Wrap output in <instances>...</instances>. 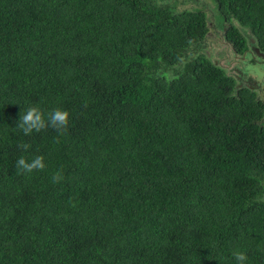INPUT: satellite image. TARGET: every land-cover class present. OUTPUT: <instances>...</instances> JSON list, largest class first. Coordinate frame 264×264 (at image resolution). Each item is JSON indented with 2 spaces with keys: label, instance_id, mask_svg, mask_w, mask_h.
I'll use <instances>...</instances> for the list:
<instances>
[{
  "label": "trees",
  "instance_id": "obj_1",
  "mask_svg": "<svg viewBox=\"0 0 264 264\" xmlns=\"http://www.w3.org/2000/svg\"><path fill=\"white\" fill-rule=\"evenodd\" d=\"M178 1L0 0V264H264V88ZM213 1L264 40V0ZM32 105L67 130H14Z\"/></svg>",
  "mask_w": 264,
  "mask_h": 264
},
{
  "label": "clouds",
  "instance_id": "obj_2",
  "mask_svg": "<svg viewBox=\"0 0 264 264\" xmlns=\"http://www.w3.org/2000/svg\"><path fill=\"white\" fill-rule=\"evenodd\" d=\"M70 116V111L66 109L56 108L45 112L39 105H32L27 110L22 109L14 130L22 132L25 136L31 135L34 132H40L47 127H52L57 132L63 133L67 130ZM21 147L27 150L30 145L22 144ZM15 167L18 174L43 170L46 168L45 157L43 155H37L32 159H28L22 155L16 160ZM60 179L61 175L57 172L53 176V180L59 181ZM232 255L235 258L236 264H249V258L245 251L237 250Z\"/></svg>",
  "mask_w": 264,
  "mask_h": 264
},
{
  "label": "rangeland",
  "instance_id": "obj_3",
  "mask_svg": "<svg viewBox=\"0 0 264 264\" xmlns=\"http://www.w3.org/2000/svg\"><path fill=\"white\" fill-rule=\"evenodd\" d=\"M162 4L170 5L174 0H158ZM174 6V7H173ZM172 9L181 11L184 9H205L208 19L212 22L210 25V36L204 43L203 50H205L214 60H217L219 64L226 68V71L233 75H241V78L247 81L248 76H253L256 66L254 64L246 63V66L240 61L239 58H234V54L231 50V44L225 38V31L221 25L220 15L223 16L216 7V2L213 0H179L173 5ZM235 23L237 21L235 20ZM226 26V25H225ZM241 70V71H240ZM256 75V74H255ZM254 75V76H255ZM249 83L254 84L252 79L248 80Z\"/></svg>",
  "mask_w": 264,
  "mask_h": 264
},
{
  "label": "flooded vegetation",
  "instance_id": "obj_4",
  "mask_svg": "<svg viewBox=\"0 0 264 264\" xmlns=\"http://www.w3.org/2000/svg\"><path fill=\"white\" fill-rule=\"evenodd\" d=\"M220 20L222 21L221 25L225 31V28H226V26L229 25V23L223 21V16H222V18L220 16ZM232 20H233L232 22L234 24L239 26V24L235 23V19H232ZM211 24H212V22L210 23V25ZM223 24H225L226 26H223ZM240 29H241L243 35L245 36V38L247 39V47L244 51L239 53L234 48V46L230 43L231 44V50L234 54V58H235V60H236V57L239 58L240 61L236 60V62H242L244 64V66H246V63H244L243 61L248 62L250 64H254L256 66V70L253 73H254V75L255 74L256 75L255 76L254 75L249 76V74H247L248 79H247L246 83L250 86L255 87L256 89H261L262 87L264 88V40H261L258 37H255L253 35V33L247 28H241L240 27ZM209 33H210V31H209ZM209 36H210V34H208V37ZM214 61H215V63L219 64L217 60H214ZM242 74L245 75L246 73L242 72L240 76H242ZM240 78L241 77H239V79ZM250 79H252L254 84H251L248 82V80H250Z\"/></svg>",
  "mask_w": 264,
  "mask_h": 264
}]
</instances>
